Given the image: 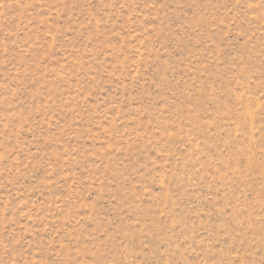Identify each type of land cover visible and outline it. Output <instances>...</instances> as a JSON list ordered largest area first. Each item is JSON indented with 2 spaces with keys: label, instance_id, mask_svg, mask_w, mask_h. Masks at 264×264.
<instances>
[{
  "label": "rangeland",
  "instance_id": "obj_1",
  "mask_svg": "<svg viewBox=\"0 0 264 264\" xmlns=\"http://www.w3.org/2000/svg\"><path fill=\"white\" fill-rule=\"evenodd\" d=\"M0 264H264V0H0Z\"/></svg>",
  "mask_w": 264,
  "mask_h": 264
}]
</instances>
